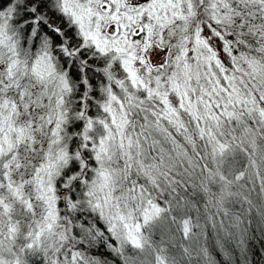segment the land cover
<instances>
[{
    "label": "snow or ice",
    "instance_id": "snow-or-ice-1",
    "mask_svg": "<svg viewBox=\"0 0 264 264\" xmlns=\"http://www.w3.org/2000/svg\"><path fill=\"white\" fill-rule=\"evenodd\" d=\"M0 264H264V0H0Z\"/></svg>",
    "mask_w": 264,
    "mask_h": 264
},
{
    "label": "trees",
    "instance_id": "trees-1",
    "mask_svg": "<svg viewBox=\"0 0 264 264\" xmlns=\"http://www.w3.org/2000/svg\"><path fill=\"white\" fill-rule=\"evenodd\" d=\"M217 258H218V259L220 258L219 255L217 256Z\"/></svg>",
    "mask_w": 264,
    "mask_h": 264
}]
</instances>
